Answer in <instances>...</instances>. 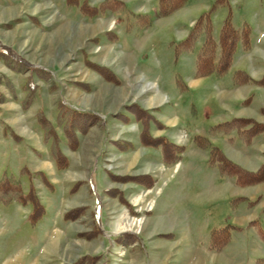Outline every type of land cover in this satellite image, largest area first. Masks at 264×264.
I'll return each mask as SVG.
<instances>
[{
	"label": "rangeland",
	"instance_id": "obj_1",
	"mask_svg": "<svg viewBox=\"0 0 264 264\" xmlns=\"http://www.w3.org/2000/svg\"><path fill=\"white\" fill-rule=\"evenodd\" d=\"M158 1L88 0L110 5L88 17L65 0H0V264H186L241 210L193 139L210 141L209 123L229 115L214 117L235 68L261 72L252 62L264 61V0H185L165 17ZM209 11L216 43L230 11L252 47L241 55L238 43L227 73L193 88L204 32L191 51L174 50ZM262 93L247 109L258 120ZM227 124L232 145L235 133L251 138ZM142 134L182 148L179 160L165 162ZM212 186L221 200H209ZM30 192L42 216H30Z\"/></svg>",
	"mask_w": 264,
	"mask_h": 264
},
{
	"label": "crops",
	"instance_id": "obj_2",
	"mask_svg": "<svg viewBox=\"0 0 264 264\" xmlns=\"http://www.w3.org/2000/svg\"><path fill=\"white\" fill-rule=\"evenodd\" d=\"M251 42L252 41L250 39V47H252ZM240 48L241 55L249 53V51L244 52L242 47ZM256 56L260 55L257 53ZM252 64H255V67L258 69L261 68V74L259 73L258 76H255V74H253V69H248L247 67L235 68V74L236 72H242L253 79L262 77L264 75V61L256 60L255 62H252ZM204 78L206 77L196 76L195 79H191L189 86L195 88L201 82L200 80ZM228 82V87L220 96V102L223 103L224 107L220 108L219 112L217 111L214 117H217L218 115H228L227 110L230 113L224 120H220L219 122L217 121L215 123H209L207 127H209L212 135L214 136L210 137V141H222L220 143H217L216 141L214 143L212 142V145L218 147L226 159L240 167L242 170L256 173L264 164V135L260 134L249 139H244L242 137V139L239 137V133H235L234 136H231L234 139L233 146L232 143L228 141L230 139V131H228L226 125H228L227 123L230 121L232 123L233 120L240 119H250L256 121L257 123L264 124L263 118L258 120L256 115H252L251 113L247 112V109H250L251 107L254 97L257 95L261 96L263 94L262 92L264 88L255 87L251 84L234 85L232 80H228ZM257 89H260L261 91H258ZM246 90L247 92L242 95V93ZM250 96L251 100L249 101V104L244 106L242 103ZM226 100L228 103L225 106L224 101ZM230 108L232 111H234V113L231 112ZM263 109V106L260 107V109L257 111V114H260L259 111L262 112ZM223 124L224 126L222 127ZM216 130L220 132L218 135L219 137H216L218 139L215 138ZM206 140L209 141L208 139ZM208 159L209 156L206 159L207 163ZM210 167H214L217 170L216 174L212 175H214L215 181L218 179V185L221 186L223 184H228L231 189L229 193L236 195L235 197L226 200V202L234 201V208L237 209L238 207H241V210L239 212L235 210V215L232 216V219H230L231 221L224 225V227L229 225L232 227V229L229 231V240L219 251H214L209 248L208 236L206 238V243L203 246H200L197 248V250H195V248L193 249L190 257L188 256L189 259L187 260L186 264H254L255 262L257 264H264V239L262 237V233H264V181L255 185H248L244 187L237 186L235 177H221L216 165ZM212 187L213 188L210 192L209 200H221V189L219 191L218 188H215L214 186ZM232 189L236 192H233ZM248 189H256L253 193L254 197H248L243 194V191ZM242 198L243 200L240 201ZM245 198L249 201H252L251 203L248 202L249 204L253 205L251 209H243L242 203L244 202ZM257 198L260 199L259 202H256ZM223 200H225L224 197ZM246 252H250L246 257L248 260H245L244 256V253ZM168 261L169 259H167L166 262L158 260L157 262H152V264H172Z\"/></svg>",
	"mask_w": 264,
	"mask_h": 264
},
{
	"label": "trees",
	"instance_id": "obj_3",
	"mask_svg": "<svg viewBox=\"0 0 264 264\" xmlns=\"http://www.w3.org/2000/svg\"><path fill=\"white\" fill-rule=\"evenodd\" d=\"M87 1L88 0H65V5L78 9L80 13L88 17H94L110 8V5L107 6V4L104 2L96 6H89ZM184 3L185 0H159L157 4V13L160 17L168 16L181 8ZM209 16L210 11L201 14L199 19L190 29L185 39L177 43L174 52L179 54L181 52L191 51L200 32L203 31V43L196 53V76L222 77L227 73L232 65L237 44L240 43L244 52L250 49V31L246 24H244L240 30H235L231 25L229 11L228 17L224 20L220 30L218 43H216L211 37ZM232 82L234 85L251 84L255 87L264 88V75L261 80L254 81L250 79L245 73L236 72ZM250 100L251 96L248 97L242 104L246 106L249 104ZM234 122H239L242 124V127L248 128L246 131L249 135L248 137H254L260 134L264 135V124L257 123L250 119L233 120L232 123ZM66 133H68V139L72 140V135H74V133L71 132L70 129ZM193 141L196 142V146L199 148L209 151L208 164L210 166L216 165L221 177H235L236 185L241 187L255 185L264 181V164L256 173L247 172L226 159L220 149L210 144V142L206 139L195 138ZM141 142L145 146L160 147L163 159L165 162L168 160V163H173L176 160H179V156L177 155L183 150L180 147L168 143L167 140L162 137L152 139L146 134H142ZM169 158H171L172 161L169 162ZM56 165L58 169H63L67 166V163L61 158V156L59 157L58 155L56 159ZM25 199L32 206V215L30 216H34V218L42 216L43 210L33 192H30L25 197ZM230 229H232V227L227 225L220 230L212 231L209 234V248L214 251H219L229 240ZM262 237L264 239V233H262Z\"/></svg>",
	"mask_w": 264,
	"mask_h": 264
},
{
	"label": "bare ground",
	"instance_id": "obj_4",
	"mask_svg": "<svg viewBox=\"0 0 264 264\" xmlns=\"http://www.w3.org/2000/svg\"><path fill=\"white\" fill-rule=\"evenodd\" d=\"M147 208H148V207H147ZM129 221H130V220H129ZM126 223H127V222H126ZM131 224H133V223H131ZM131 224H130V225H131ZM130 225H129V226H130ZM126 226H128V225L126 224ZM128 228H130V227H128Z\"/></svg>",
	"mask_w": 264,
	"mask_h": 264
}]
</instances>
